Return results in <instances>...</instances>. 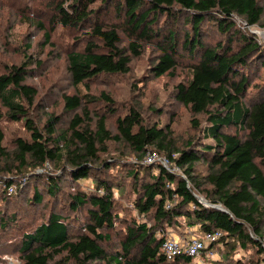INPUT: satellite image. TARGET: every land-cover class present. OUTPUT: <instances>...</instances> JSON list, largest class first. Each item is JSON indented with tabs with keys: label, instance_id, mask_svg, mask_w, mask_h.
<instances>
[{
	"label": "trees",
	"instance_id": "1",
	"mask_svg": "<svg viewBox=\"0 0 264 264\" xmlns=\"http://www.w3.org/2000/svg\"><path fill=\"white\" fill-rule=\"evenodd\" d=\"M112 5L117 15L125 17L127 32L134 39L160 36L155 29L160 16L176 19L181 15L189 25L190 32L185 33L181 47L195 60L186 83L177 85L176 98L192 114L208 115L209 126L204 129V136L212 141L203 145L188 142L182 149L176 148L169 125L147 126L134 109L117 118L116 136L107 130L104 116L98 118L96 128L92 129L84 111L85 116L75 114L67 131L54 138L57 118L50 117L44 130L28 118L23 101L30 105L36 91L24 84L26 66L10 67L8 74L0 75V98L8 109L7 117L15 121L24 119L29 131L28 140H15L18 172L26 166L37 168L46 163L56 167L53 173L41 176H47L43 192L34 186L27 202L41 204L44 194L54 198L58 181L65 175L78 181L87 179L96 169L108 170L113 163L100 159L99 152L113 139L125 143L138 160L127 172L130 181L137 185L134 204L138 213L152 215L155 223L148 226L133 222L124 229L118 245L108 251L102 245L109 240L104 231L114 229L119 221L114 213L113 185L94 179L96 185L88 189L90 192L76 190L67 196L70 210H86L87 222L80 224L82 231L69 234L65 218L49 215L24 235L18 248L21 264H50L56 255L76 264H194L186 255L168 260L161 251L166 237L161 234L164 227L176 226L182 218L198 231H220L219 241L226 244L230 240L243 249L252 247L259 257L254 264H263L264 83L252 85L246 72L257 56L259 66L264 68V56H260L263 45L253 33L240 31L236 19H243L250 27H264V6L260 0H63L55 4L59 23L75 28L91 24L85 32L87 42L83 49L67 54V70L74 86H87L88 81L103 76L127 74L131 59L141 54L136 41L128 45L130 54L119 47L116 25L98 21L102 9ZM210 21L228 37L226 42L218 41L213 46L202 42V27ZM236 34L239 36L233 39ZM162 42L161 55L153 66L158 76L175 68L179 51L174 31L167 32ZM249 89H254L256 96L247 99ZM86 96L64 95L65 110L80 108L81 99L112 103L104 93L99 99ZM192 122L196 124L194 119ZM229 127L245 131V135L226 132ZM4 137L0 128V159L7 156ZM150 154L165 156L170 166L159 161L145 162ZM199 164L206 165L205 174L198 173ZM26 177L18 176L20 185L26 184ZM12 184L7 180L8 188ZM196 194L202 195L204 202ZM5 223L7 220L0 218L1 227Z\"/></svg>",
	"mask_w": 264,
	"mask_h": 264
},
{
	"label": "rangeland",
	"instance_id": "2",
	"mask_svg": "<svg viewBox=\"0 0 264 264\" xmlns=\"http://www.w3.org/2000/svg\"><path fill=\"white\" fill-rule=\"evenodd\" d=\"M61 1L63 0H0V75L8 74L12 66L24 68L26 66L24 84L34 88L36 95L30 105L26 101L23 103L28 109V118L32 119L35 126L44 130L45 123L50 117L57 118L58 123L53 135L57 138L67 131L75 114L83 115L84 111H87L92 129L96 128L98 118L104 116L107 130L111 136H116L117 118L134 109L139 112L142 123L147 126L169 125L176 148L182 149L188 142H194L196 145L211 143L212 140L204 136V129L209 126L208 115L192 114L176 98L177 85L186 83L190 77V66L195 60L181 47L185 33L190 32L189 25L184 22L181 15L176 16V19L160 16L155 26L161 33L160 36L134 39L127 32L125 17L117 15L113 5L108 9H102L98 21L116 25L120 36L119 47L126 49L130 54L128 45L131 41H136L141 54L131 59L130 71L127 74L99 77L88 81L87 86L81 84L77 87L72 84L67 70V54L83 49L87 42L85 32L89 30L91 24L84 28H75L59 23L55 18V4ZM260 3L264 6V0H260ZM236 24L240 31L253 33V37L262 42L260 56H264V39L259 34L264 32V27L260 25L250 27L240 18L236 19ZM169 31L175 32L179 47L176 66L170 73L158 76L153 71V66L161 55L162 40ZM202 36V42L208 46H213L218 41L226 42L228 39L218 32L216 24L211 21L203 25ZM238 36L239 34H236L232 37L235 39ZM246 72L252 85L264 83V68L259 66L258 56L250 62ZM254 91L248 90L247 99L251 95L256 96ZM101 93L108 95L112 103L104 100L85 102V99H81L80 108L72 111H66L64 108V95H87L86 99L89 96L99 99ZM7 112L8 109L0 98V128L4 131L3 145L7 153L5 158L0 159V218L7 220L4 227L0 225V264H21L18 248L24 235L46 221L51 214H59L65 218L69 234L82 231L80 224L87 222L86 210L83 209L81 212L70 210L67 196L76 190L85 189L90 192L88 189L96 185L94 179H104L113 185L114 213L118 214L119 221L115 223L114 229L104 231L109 235V240L102 245L108 251L118 245L123 239L124 229L133 222L146 223L148 226L155 224L152 215L138 213L134 204L137 198L133 191L137 189V185L130 181L127 172L134 168V163L138 160L125 143L113 139L107 141L105 149L99 152L100 159L113 163L108 170L96 169L87 179L78 181L65 175L58 181V190L54 198L44 194V201L41 204H29L27 198L32 196V188L36 186L43 192L47 176L46 178L41 176L53 173L56 167L46 163L37 168L26 166L22 168L23 172H18L15 140L17 138L28 140L29 131L24 119L12 120L7 117ZM193 119L196 124H193ZM225 131L245 135V131H239L236 127H229ZM156 155L157 160L169 166L165 156ZM197 168L199 174H205L207 170L205 164H199ZM173 170L180 173L176 168ZM20 175L27 176L26 184L20 185L18 182ZM7 180L14 182L10 185L12 191L7 187ZM196 195L204 202L202 195ZM196 230H198L196 226L188 225L182 218L176 226L174 224L165 226L161 234L185 238ZM258 258L252 247L243 249L229 240L228 244L224 241L213 244L206 253H203L201 260L211 261L213 264H254ZM50 264L76 263L73 260L65 261L62 256L56 255ZM90 264L105 263L94 261Z\"/></svg>",
	"mask_w": 264,
	"mask_h": 264
},
{
	"label": "built area",
	"instance_id": "3",
	"mask_svg": "<svg viewBox=\"0 0 264 264\" xmlns=\"http://www.w3.org/2000/svg\"><path fill=\"white\" fill-rule=\"evenodd\" d=\"M156 161H159L157 160L156 154H151L146 158L147 163H154ZM161 163L166 167L170 166V164L168 166L164 164V162ZM8 189L12 191L11 187ZM221 236L222 233L220 231L201 232L198 230L185 238L173 235L166 236L162 243L161 251L168 260L180 255H186L193 259L194 264H213L211 261H203L201 259L203 258V253H206V251L210 249L213 244L217 243Z\"/></svg>",
	"mask_w": 264,
	"mask_h": 264
},
{
	"label": "water",
	"instance_id": "4",
	"mask_svg": "<svg viewBox=\"0 0 264 264\" xmlns=\"http://www.w3.org/2000/svg\"><path fill=\"white\" fill-rule=\"evenodd\" d=\"M259 34L263 37L264 39V32H259Z\"/></svg>",
	"mask_w": 264,
	"mask_h": 264
},
{
	"label": "crops",
	"instance_id": "5",
	"mask_svg": "<svg viewBox=\"0 0 264 264\" xmlns=\"http://www.w3.org/2000/svg\"><path fill=\"white\" fill-rule=\"evenodd\" d=\"M173 236H175V235H173Z\"/></svg>",
	"mask_w": 264,
	"mask_h": 264
}]
</instances>
